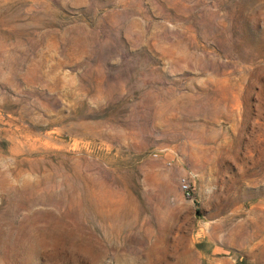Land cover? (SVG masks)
I'll list each match as a JSON object with an SVG mask.
<instances>
[{
  "label": "rangeland",
  "instance_id": "obj_1",
  "mask_svg": "<svg viewBox=\"0 0 264 264\" xmlns=\"http://www.w3.org/2000/svg\"><path fill=\"white\" fill-rule=\"evenodd\" d=\"M0 264H264V0H0Z\"/></svg>",
  "mask_w": 264,
  "mask_h": 264
},
{
  "label": "built area",
  "instance_id": "obj_2",
  "mask_svg": "<svg viewBox=\"0 0 264 264\" xmlns=\"http://www.w3.org/2000/svg\"><path fill=\"white\" fill-rule=\"evenodd\" d=\"M183 189L188 195H190V186L185 182L183 183Z\"/></svg>",
  "mask_w": 264,
  "mask_h": 264
}]
</instances>
